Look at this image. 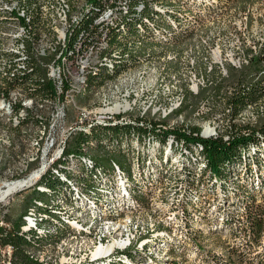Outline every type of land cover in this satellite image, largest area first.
<instances>
[{
    "label": "bare ground",
    "instance_id": "6f19581e",
    "mask_svg": "<svg viewBox=\"0 0 264 264\" xmlns=\"http://www.w3.org/2000/svg\"><path fill=\"white\" fill-rule=\"evenodd\" d=\"M219 2V0H130V2L0 0V117L15 129L22 128L30 119L38 123L31 147L36 152L34 151L32 158L24 161L26 169L21 173L25 176L15 182L33 174L36 168L29 171L31 164H39V160L42 162L39 155L43 156L48 130L53 123L57 95V85H52L48 79L51 72L50 61L56 59L63 42L64 63L58 69V76L65 80V86H68L67 94L75 96L77 106L84 112V118L96 120L84 126L79 133L73 134L71 140L80 133L90 135L96 128L129 125L155 127L161 131L173 130L170 132L171 137L181 134L200 136L206 140L222 137L228 141L232 131L245 127H263L264 38L255 45L259 48L254 49L255 53L259 49L262 63L261 70H258V74L255 73L257 77L254 78L255 81L262 83L256 91L257 98L234 115L235 109L230 99L235 94V86L224 88L226 94L222 93L220 101L221 120L225 123V130L222 133H217L216 128L208 121V125L204 127L190 126L183 113L190 96L198 97L213 85V82L205 80L204 75L192 73L193 71H190L191 76L190 78L187 76L186 80H183V77L187 71H174V74H171V71L168 74L170 64L185 60L184 63L190 70L196 67L197 60L193 57L191 49L182 52L181 57L178 52H168L164 46L180 45L182 41L194 38L202 17H214L224 11L216 8ZM102 20H112L111 35L109 36V32L101 33L102 48H94L96 57H92V48H87V45L92 42L93 27L99 26ZM134 27L139 28L143 34L147 32V36L135 42V37L130 36ZM203 43L206 44L207 40ZM210 54L211 60L208 61L209 58H206L203 62L204 74L206 76L217 72L221 81L229 77L226 66L242 69L251 63V59H247L245 55L233 51L229 53L218 45L210 50ZM97 58L101 60L97 61ZM82 60H88V63H82ZM89 66H92V72ZM91 93H95L97 106L93 105L94 108L90 107L91 109L81 107L80 99ZM40 109H45L44 115L39 113ZM202 115L195 113L194 118H201ZM195 128L200 131L195 132ZM4 136L1 139L3 145H10L11 140ZM145 141L149 146L153 140ZM260 141V146H252L251 157L258 152L264 162V156L259 151L264 144V137H260ZM133 145L136 151L141 153L146 147L136 141ZM67 146L68 144L64 147V152L54 156L48 163H41L38 172L29 183V188L37 190L44 198L32 200L23 215L24 224L21 232L26 234L33 231L38 236L46 235L54 239L45 242L42 248L28 251L31 261L53 264L49 259L53 248L72 239L84 238L91 240L93 247L83 254L78 264H169L168 261L171 259L176 260L175 264L184 260L182 257L188 258L194 264H201V259L209 253H203L197 242L194 250L188 249L186 245L188 237L191 236L190 240L195 238L197 241L198 232L209 235L218 227L224 229L222 230L225 231V237L228 236V223L232 221V215L236 212L234 203L237 204L239 200L233 196L234 194L229 198L225 196L221 191V182L216 180V195L207 193L194 195L195 203L200 209L190 210V216L186 215L182 207L188 184L185 171L189 173L196 171L198 182L205 167L201 162L196 163L195 157L199 151L194 148L193 153L190 152L192 149L188 150L184 140L170 139L163 150V160L159 159L158 148L151 144L148 153L150 160L148 162L146 160L145 166L140 168L136 162L133 163L131 172L136 175L140 173L141 180H148L141 183V190L148 195L147 200L142 202L135 199L132 193L135 188L131 180L135 178L126 175L117 164H114L112 175L96 169L100 180L93 187V192H84V188L89 184L82 179V166L93 170L95 165L87 158L88 156H83L76 161L72 157L67 165L62 166ZM188 161H192L194 168L193 165H190L191 167L188 165ZM252 164L255 168L256 163ZM174 166L175 171H172ZM62 168L71 172L72 177L69 178ZM160 169L170 173V176H165L163 182L157 179ZM49 172L60 177L62 182L68 183L71 191L63 189L59 194L42 185V179ZM259 173L264 176V168H261L254 180V186L258 190L263 185ZM152 176L156 181L150 182ZM21 187V183L10 184L8 189L0 194V200ZM228 187L230 190L236 189L232 181ZM165 190H168V195L174 199L169 205L171 213L166 218V223L173 225L172 231L164 234L155 229L146 230L147 232L139 238L135 237L134 233H122L121 237H114L110 242L114 235L112 233L114 230L111 231L109 227L111 223L117 222L118 226L120 224V228L118 227L114 233L121 230L124 225H132L133 220L129 216L140 215L142 210L149 206L153 194ZM201 225L207 229L199 230ZM59 229L69 231V234L55 240L59 238ZM159 238H165L160 241L162 246L157 244ZM129 251H132L134 258L126 254ZM3 254H8V262L11 264L17 260L13 247L11 250L10 247H3ZM0 264L4 263L0 261ZM60 264L70 263L61 260Z\"/></svg>",
    "mask_w": 264,
    "mask_h": 264
},
{
    "label": "trees",
    "instance_id": "16d2710c",
    "mask_svg": "<svg viewBox=\"0 0 264 264\" xmlns=\"http://www.w3.org/2000/svg\"><path fill=\"white\" fill-rule=\"evenodd\" d=\"M142 34L143 33L139 28L134 27L131 30L130 36L135 37L134 41L138 42L143 40L144 36H147V32L143 35ZM254 67L256 68L258 66L255 65ZM255 70V73L258 74V68ZM231 80L234 84L236 83L235 94L230 99L235 109L233 113L236 115L248 104L255 101L257 98L256 91H258L262 83L255 80L253 82L249 80L248 75L240 73H237L236 75L232 73ZM154 128L155 127L144 128L123 125L117 127L96 128L94 129L95 131H92L93 134L91 133L90 135L80 133L68 144V148H66L64 153L63 162H61L63 163L62 166L67 165L66 163L69 162L72 157L74 161H76L80 160L83 156H88L87 158L94 163L95 168L90 170L82 166V179L85 183L89 184L84 188V192L91 193L94 190L93 187L95 184L100 180L96 169H101L104 173L112 175L114 164H117L126 175L135 178L134 180H131L135 188L132 193L135 199L137 198L138 201L142 202L147 200L148 195L141 190V183L148 180H141V177H139L141 176L140 173L136 175L131 172L133 163L136 162L140 165V168L145 166L144 163H147L150 160L148 153L151 144H154L155 148H158L160 152L159 159L163 160V150L170 139L175 138V140H184V144L188 150L190 151L192 149L190 152L193 153L195 149L199 151L198 156L195 157L196 163L201 162L205 164L198 182L196 181V171L193 170L190 173L185 171L188 178V184L187 194L182 202V207L184 208L186 215H191L190 210L200 209L195 203V196L202 195V193L216 195V180L221 182V191L225 196L229 198L234 194L233 196L239 200L237 204L234 203L236 206V212L232 215V221L228 223V244L226 245L227 247L225 251L207 254L201 259V264H218L219 261L226 260L230 255V250L234 247L245 248V251L263 248L260 244L264 233V176L259 173V177L263 183L259 190L254 186V180L256 175H258V172L261 171V168H264V162L260 158L258 152L251 157V148L252 146H260V135H264V126L245 127L237 129V131L234 132L232 131L231 138L228 141L224 140L222 137L206 140L200 136L194 137L192 135L185 136L180 134H175L174 137H171L172 134L168 131H161L158 130V128ZM194 131L199 132L200 130L195 128ZM146 138L153 140L149 146H147V142L145 141L147 140ZM134 141L137 143L139 142L140 145H145V152H137L133 145ZM84 144L86 145L85 147L83 146ZM259 151L264 156V144L261 145ZM119 157L123 159V164L117 161V158ZM252 163H256L255 168L252 167ZM188 165L192 166V161H188ZM192 167L194 168V165ZM62 170L69 178L72 177V173L67 169L62 168ZM159 171L160 174L157 178L159 182H163L166 177L170 176V173H167V171H164L163 169H160ZM152 181H156L153 176L150 178V182ZM231 181L236 187L234 190H230L228 187ZM41 184L48 186L59 194L63 192V189L71 191V187H69L68 183L62 182L60 177L53 175L51 172L42 179ZM35 192L43 196V194L39 193L37 190H35ZM8 222L10 223L9 229L0 226V246L4 247L10 245L15 249L17 260L14 264L17 262V264H40L33 263L29 259L27 254L28 251L42 248L45 242L54 239L46 235L38 236L33 231L22 234L21 228L24 224L23 216L18 224L11 221ZM59 232V238H56L55 240H59L69 234V231L63 229H59ZM200 232L197 234L198 239L204 237L203 233ZM232 234H234V238L232 237ZM190 238L191 236L188 237L189 241L186 245L188 249L194 250L197 241L195 238L192 240H190ZM131 253L132 251H129L126 254L134 258L133 253Z\"/></svg>",
    "mask_w": 264,
    "mask_h": 264
},
{
    "label": "rangeland",
    "instance_id": "374dc122",
    "mask_svg": "<svg viewBox=\"0 0 264 264\" xmlns=\"http://www.w3.org/2000/svg\"><path fill=\"white\" fill-rule=\"evenodd\" d=\"M219 1L220 2L218 3V7L216 8L224 11L214 17H202L201 25L199 26L198 31L195 32L194 38L182 41L180 45H167L164 46V48L168 52H178L181 57H183V53L184 51H186V49H191L193 57H195L197 60L196 67L190 70L187 67L186 63H184L185 60H182V62L180 61L178 63L170 64L168 66V74H170L171 71V74H174L175 72L187 71L186 73L188 75H185L186 78L185 76L183 77V80H186L188 79V77L190 78L191 76V74H189L190 71H193L192 73L204 75L205 80L213 82V85H210L211 87L209 86L206 90L200 93L198 97L190 96V98L188 99V102L183 109V113L187 123L190 126L200 128L208 125V121V123L211 124L213 128H216L217 133H222L224 132L223 130H225V123H222L221 120L222 110L220 108V101L222 97L220 98L219 91L222 87L221 84L224 83L225 80L221 81L220 77H218L217 72L213 73L212 75L209 74L205 76V65H203V62L206 61L204 60L206 58H209L208 61L211 60L210 50L216 45H218L221 46V49H224V51H228L229 53L233 51L234 53H238L239 55H245L247 59H251V63L247 67H244L242 69H235L231 65L226 66L229 72V77L226 80H229L232 77V73L234 75H236L237 73L244 75H253L254 71H256V68H258V70H261L262 63L260 62L261 56L259 57L260 51L258 49L259 52L257 51V53H255L256 50L254 49L259 48L255 45L260 41L261 38H264V0ZM204 40H207L206 44L203 43ZM151 46H148V48H151ZM251 65H257L258 67L255 68ZM183 66L186 68H184ZM229 86L234 87L235 84L233 82H228V87ZM222 93L226 94L224 88H222ZM94 94L95 93H91L85 98H81L79 101V105L81 107L88 108L96 107L97 98ZM204 105L205 107L213 106V111L210 114H203L204 116L206 115L205 117H203L202 115L201 118H194L196 109ZM218 105L220 112H216ZM45 112V109H40L39 111L41 115H44ZM37 126L38 123L35 120L30 119V121L25 123L22 128L15 129L8 125L6 123V120L3 119V117H0V194L5 192L8 189V186L12 184V182H15L21 177L25 176L21 173V171L26 169L24 161L29 158H32L31 156L36 152L31 147L33 138L35 137V134L38 130ZM167 126H169V123H167ZM3 136L5 138L9 137V140H11L10 145H3V142L1 141ZM39 157H41L42 161L43 156L39 155ZM117 161L122 164L124 163L121 157L117 158ZM38 166H40V160L39 164H31L29 166V171L34 170ZM172 169V171H175V166ZM168 194V190H165L164 192H155L153 194V197L150 199L149 206L146 208V210H142V214L140 213V215L138 214L135 217L133 215L129 216L132 218L133 224H128L126 226L124 225L121 230L117 231V233H114V231L120 228V224L118 226L117 222L111 223L109 227H111V231L114 230L112 231L114 235L112 238H110V242L114 239V237H121L122 233H134L133 235L139 238L140 235H143L144 232L146 233L148 230L151 229H155L157 232L164 234H167L168 232L172 231L173 225H168L166 223V218L171 213L169 205L173 202L172 200L174 199H172V196ZM35 198H44V195L42 196L38 194L33 190V188L23 189L17 193L10 195L6 199L8 201L7 205L3 208L5 214L1 213L0 219L18 224L21 217L25 214L27 208L30 206L32 200ZM114 224L116 225L114 226ZM202 229H207V227L201 225L199 230ZM222 229L223 228L218 227L217 229H215L214 233L204 235L202 239H197L198 246L201 248V251H203V253L207 252L209 254H212L215 252L218 253L221 251H225L227 247L226 242L228 241V236L225 237V231H223L224 229ZM232 237L234 238V234H232ZM76 239H72L69 242L58 246L59 248H53L54 250L52 249L49 254L50 262L53 264H60L61 260H65L68 261L70 264H78L79 261L83 258V254L85 252L87 253L93 247V245L91 243V240H87L84 238H78L77 240ZM163 239L165 238H159L157 240V244L159 246H162L161 242ZM260 246H263V248H257L255 250L251 249L250 251H245V248L234 247L232 250H230L231 252L229 257H227L226 260L219 261L218 264H264V236L263 238H261ZM182 259L184 260H181L180 262L176 263L194 264V262L190 261L188 258L182 257ZM175 261L176 260L172 261L171 259V261H168V263L174 264Z\"/></svg>",
    "mask_w": 264,
    "mask_h": 264
},
{
    "label": "built area",
    "instance_id": "2783aa9c",
    "mask_svg": "<svg viewBox=\"0 0 264 264\" xmlns=\"http://www.w3.org/2000/svg\"><path fill=\"white\" fill-rule=\"evenodd\" d=\"M119 1L130 2V0H119ZM111 24H112V20H102L99 26L93 27L92 42H90V44L87 45V48H92V57H96V55H94V48H102L101 33L109 32V36L111 35ZM63 46H64V42L60 46V51L58 52L56 59L50 61L51 72L50 74H48V79L51 80L52 85H57L56 106H55V111L53 113V123L48 130V134L46 138V146L43 149V158L40 164L44 162H49L50 160L53 159L54 156H58L60 152H64V147L67 144H69L71 138L73 137V134L79 133L84 126H86L89 123H92L93 121H96V120L84 118V112H82V109L77 106V101H75V96L72 94H67L68 86H65V80H63L62 77L58 76V69H60V66H62L64 63ZM100 60L101 58H97V61ZM82 63H88V60H82ZM89 70L90 72H92V66H89ZM255 77H257L255 71L253 75L252 74L248 75L249 80L253 82ZM231 79L232 77L229 80H225L224 83L221 84L222 87L221 90L219 91V96L222 97V88H228V82H232ZM235 91H236V83H235ZM212 111H213V106L211 107L202 106L197 108L195 112L201 114H210ZM216 112H220L219 105L217 107ZM168 132L170 133L172 131L168 130ZM260 137H264V135L263 136L260 135ZM38 167L34 170L33 174L28 175L26 179L12 183V184H16V183L22 184V187L14 193H17L23 189H27V188L29 189V183L33 178V175H35L38 172ZM8 197L9 196L0 200V214L1 213L5 214L3 208L7 205L8 201L6 199ZM0 226L9 229L10 223L8 221H4L3 219H0ZM4 247H10V250L12 249V246L10 245ZM0 261H2L4 264H11L8 262V254H3V247L1 246H0Z\"/></svg>",
    "mask_w": 264,
    "mask_h": 264
}]
</instances>
